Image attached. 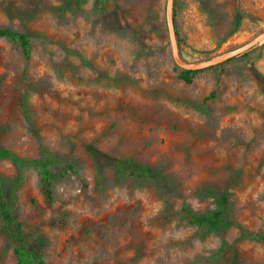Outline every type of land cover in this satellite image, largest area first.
<instances>
[{
    "label": "rangeland",
    "instance_id": "rangeland-1",
    "mask_svg": "<svg viewBox=\"0 0 264 264\" xmlns=\"http://www.w3.org/2000/svg\"><path fill=\"white\" fill-rule=\"evenodd\" d=\"M167 12L191 65L264 32V0H0V29L31 43L25 62L0 38V149L45 153L54 199L22 162L0 160L1 189L46 264H264L242 237L264 234V41L184 71ZM221 204L237 227L182 211L208 224Z\"/></svg>",
    "mask_w": 264,
    "mask_h": 264
},
{
    "label": "trees",
    "instance_id": "trees-1",
    "mask_svg": "<svg viewBox=\"0 0 264 264\" xmlns=\"http://www.w3.org/2000/svg\"><path fill=\"white\" fill-rule=\"evenodd\" d=\"M0 38H3L12 45L16 46L22 54L24 61H29L31 57V43L30 37L27 34L11 29H0ZM184 81L189 82L188 79H184ZM91 153L93 155L101 156L104 159L106 158L96 151H92ZM0 160H9L13 163L22 162L33 168L37 173L43 197L48 202L53 201L54 192L52 190V175L49 171L48 156L45 153L38 159H25L16 156L9 150L0 149ZM113 163L117 168L122 170L124 169V164L122 162L113 160ZM182 211L187 220L197 228H203L205 226L209 231L216 232L227 227H237V225L229 219L227 208L223 204H221L217 210L213 211L209 215L208 224H205L203 216L195 214L187 208H184ZM0 220L4 228L6 246L12 249L16 264H46L44 256L40 251L33 246H28L23 243V225L17 221L15 216L12 214L11 209L5 202L1 189V183ZM242 237L252 241H264V234H242Z\"/></svg>",
    "mask_w": 264,
    "mask_h": 264
},
{
    "label": "water",
    "instance_id": "water-1",
    "mask_svg": "<svg viewBox=\"0 0 264 264\" xmlns=\"http://www.w3.org/2000/svg\"><path fill=\"white\" fill-rule=\"evenodd\" d=\"M171 3H172V0H167V8L171 6ZM166 25H167L170 44H171V52H172L173 61L178 68L184 71H196V70H201V69L213 67L216 65H220L234 57L239 56L240 54H243L249 51L250 49H253L255 46L259 45L261 42L264 41V32H263L257 35L251 41L245 43L244 45L228 53L222 54L216 57L215 59H212V60L200 63V64L191 65V64H187L181 61L177 55L176 46H175L174 22H173L170 12L166 13Z\"/></svg>",
    "mask_w": 264,
    "mask_h": 264
}]
</instances>
